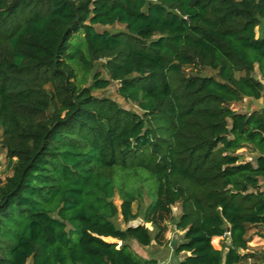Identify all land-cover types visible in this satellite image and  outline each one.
<instances>
[{"label": "trees", "instance_id": "1", "mask_svg": "<svg viewBox=\"0 0 264 264\" xmlns=\"http://www.w3.org/2000/svg\"><path fill=\"white\" fill-rule=\"evenodd\" d=\"M262 20L264 0H0V264H157L129 241L164 244L170 220V264L252 256L264 106L231 105L264 98ZM70 60L108 77L78 85ZM113 81L140 112L93 93Z\"/></svg>", "mask_w": 264, "mask_h": 264}, {"label": "rangeland", "instance_id": "2", "mask_svg": "<svg viewBox=\"0 0 264 264\" xmlns=\"http://www.w3.org/2000/svg\"><path fill=\"white\" fill-rule=\"evenodd\" d=\"M97 28L98 29L106 28L111 31H119L124 29V25L116 23L110 26H97ZM260 31L264 34V20H262L259 27L256 28V35H258ZM78 38L80 39L77 40ZM72 41H73V46L70 47V51L73 50V48H75V45L77 43H80L81 41L83 44V48H85V43L80 34H76ZM70 63L75 69L76 83L78 85L82 86V85L90 84L92 80V76L96 72V70H100L102 77H108L106 70H104L103 67L101 66L102 61L96 62L94 67L91 69H85L78 60H70ZM213 72H214L213 70L206 68L202 73L212 74ZM93 93L97 96H109L114 100H116L122 107L140 112V110L136 107V105H134L129 101H125L117 94V82L113 81L110 83L108 87L103 89H96L93 91ZM258 101H259L258 99L249 100V99H245L244 97L238 103H233L231 105V108L241 112L251 111L255 107H257V105H259V103H257ZM0 138H1V129H0ZM239 151L245 153L246 155L245 159L247 160L254 159V154L248 153L246 148H241L239 149ZM6 162L7 160H6L5 151L2 149L0 145V178L2 180H4V178L11 173V171L7 169ZM261 188L264 189V180L261 181ZM113 201L117 206H119L120 199L117 193H115V195L113 196ZM147 202L148 199L146 196L144 197L143 204H139L137 201L134 202L132 205L133 212H138V210L140 208H143V206ZM174 209H175L174 216H177V214L179 213V208L176 206ZM114 221L121 228H125L127 225H136L138 223H142L140 217H136L135 219L130 220L128 223H125L122 220V216L120 213L117 214ZM145 225L151 229V225L149 223H146ZM249 234L251 236V240L248 243L249 248L246 250H242L241 252H250L252 256L243 260L241 264H254V263L264 264V223L252 227L250 229ZM182 235H183V231L175 229L174 220H170L168 223V229L165 233L166 241L164 244L159 245L156 244L155 242H152V244L146 247L138 244L135 240L132 239L129 241V246L133 252H135L137 255H139L144 259L154 258L157 260V264H158V259H160L162 260V262L159 264H168L171 258L174 259V256L171 255L172 242L180 241ZM226 242L227 240L223 236H220V237H216V239L212 243L216 248H221V246ZM118 244H120V242H118Z\"/></svg>", "mask_w": 264, "mask_h": 264}, {"label": "crops", "instance_id": "3", "mask_svg": "<svg viewBox=\"0 0 264 264\" xmlns=\"http://www.w3.org/2000/svg\"><path fill=\"white\" fill-rule=\"evenodd\" d=\"M245 99H252V98H248V97H245ZM259 101L257 102V103H259V105H257V107H255L254 109H260L261 107H263L264 106V98L262 97V98H259L258 99ZM152 242H154V241H152ZM152 242H151V244H152ZM150 245V244H149ZM149 245H147V246H149ZM146 246V247H147ZM171 255H173V252H171ZM175 260V258L174 259H170L169 260V262H168V264H170V263H172L173 261ZM162 262V260H160V259H158V264L159 263H161Z\"/></svg>", "mask_w": 264, "mask_h": 264}]
</instances>
